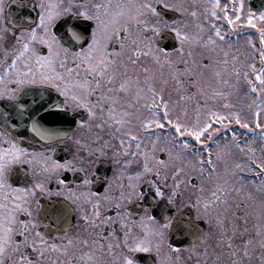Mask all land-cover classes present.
<instances>
[{"label":"snow or ice","instance_id":"6c2138e0","mask_svg":"<svg viewBox=\"0 0 264 264\" xmlns=\"http://www.w3.org/2000/svg\"><path fill=\"white\" fill-rule=\"evenodd\" d=\"M162 3V0H158ZM219 0H216L213 8H218ZM36 9L37 17L35 20L26 17L28 21L27 27H18L13 25L12 28L19 35L15 36V42L20 45L18 49H13V55L10 58L5 54L6 68L3 73H0V83L7 80L9 75H13L14 79L9 81L15 85L13 88H8L5 85L4 89H0V97H6L20 109L21 117H26L32 122V131L37 132L45 139L52 140L55 138H66L69 133L67 131H59L56 128H47L39 123L41 113H54V110H66L69 103L76 109H83L87 116L78 121L80 127L92 126V122L100 119V123L96 124L97 128L105 127V118L115 125L131 124V120H125L124 117H129L132 114L120 107V101L123 99L120 91L128 92L132 87V81L126 75L122 77L118 87H112L116 82L117 76L121 75L116 69L117 58L124 50L126 45H132V51L136 56H155L159 59L163 55L167 59L169 53L167 50L154 49L153 37L158 36L161 27L175 33L176 38L180 41V51H183V43L189 40V35L183 32L177 25L176 21H165L163 19L150 20L149 17L159 18L161 13L154 7L151 0H40L39 3L33 5ZM164 8H172L175 11H181V8L174 4H163ZM236 15L234 17L228 14V5H224L222 18L227 21L228 25H234L242 20V10L244 8V0H239L238 6L233 4ZM3 0H0V12H3ZM212 16H216V11H212ZM69 20L65 21L64 18ZM74 18V19H73ZM81 18L84 21H91V30L86 48L72 50L66 46L68 43L64 41L58 34L57 28L63 21L65 34H70L74 40L81 39V33L77 31L80 27L78 23ZM255 17L249 13L246 17V23L255 28L253 23ZM260 21H264V13L258 17ZM71 21V23H69ZM150 32V35L147 33ZM217 37L221 36L220 30L215 32ZM222 38V37H221ZM260 44L264 47V28L259 29ZM119 41L118 47L113 46V41ZM211 41V38H209ZM251 44L252 41L249 40ZM254 46V45H253ZM144 49V51H142ZM261 60L264 61V52L260 53ZM71 59V66H69ZM133 64L136 61H132ZM126 67V66H125ZM254 69V65L252 66ZM83 68V74L80 69ZM148 72L147 68L143 69ZM247 76V73H245ZM136 99L140 97V89L138 87V77ZM255 81H258L260 88L254 81H249L250 89L253 92L264 93V68L255 72ZM47 85L55 90L64 99L57 102L54 99L50 103H40L31 115L28 112V105L19 102V96L16 95L18 89H23L27 85ZM153 93V100L148 107L152 110L151 117H146L140 121L141 127L147 133L148 129L153 126L158 129L168 128L166 136L181 144L182 148L195 154L197 162L201 166V171L204 170V164L207 163L214 172L216 165L213 163V154L210 150L211 144L219 145V137L222 135L221 129H229L231 125L239 126L242 129H249L248 123H241L242 117L238 112L229 113L227 116L215 111H210L203 121L197 119L193 124L184 122L179 116L171 119V111L166 102L161 98L163 111H160L159 105L155 101L154 89H150ZM124 103L132 107V102L124 100ZM7 117V113H4ZM120 118H117V117ZM227 120L228 123H224ZM213 122L220 127H213ZM257 128H264V124L259 122V110L255 114L254 119ZM119 129H117L118 131ZM233 139L237 137V132L231 133ZM247 135V133H245ZM261 138H264V132L260 133ZM128 143L125 138L119 139V144L122 146L116 149V152L122 156H128L124 159L123 165L129 166L135 163L137 170L131 172L127 176V183H120L115 189L111 187V181L104 188V194L101 196L98 193H88L86 202L91 204L92 212L85 214L83 219L89 221L91 219L93 226L97 222L108 224L119 223L125 225V221L131 217V209L126 206V202H131L133 196L137 199H143L144 193L142 190L143 183H147L153 189V200L161 198L168 203L174 204L175 198L179 192L182 181L176 180L174 185L169 186L167 181L169 176L164 172L167 167L165 160L155 155V142L141 150L142 141L137 135H134L131 130L125 133ZM191 138V141L189 140ZM100 137H97L99 140ZM158 139V137H157ZM135 141L136 151H130L132 142ZM78 144L79 140L76 141ZM8 147L0 146V264H59L58 260H53L51 255L47 253H62L66 254L68 248L66 245H71L73 239L67 236L49 237L41 231V225L37 222V218H33L31 202L36 197L37 192L41 195L50 194V188L47 183H50L55 175V181L58 185L64 186V191L72 192V186L67 183L64 176L60 175L61 171L77 170V162L72 160H51L50 157H43L42 163L44 167L41 171L47 173L44 179L33 182L31 186L14 185L10 176L14 171L13 166L24 163V158L27 157V162L36 160L37 154L29 152L28 148L19 146L13 139L8 140ZM239 146V145H237ZM104 147H110L107 141L104 146H98L92 149L98 155H104ZM55 151V149H52ZM162 152H167V149H162ZM254 152V149H249ZM207 156V160H205ZM250 164L248 171H258L257 174L264 175V161H257L249 157ZM155 161L153 164L152 162ZM120 163L119 160L116 161ZM241 168L240 164L235 166ZM81 172H87L86 168H79ZM184 169L176 166L172 171L173 179L180 175ZM120 179V177H116ZM136 182H133V181ZM80 183L87 186L92 183L88 179L87 174L80 178ZM171 187V195H166V190ZM203 192V188L200 189ZM230 190L225 182L224 185L216 184L214 190L209 193L210 198L203 200V212L205 216L209 214L212 206H219L221 203L227 204ZM239 191V189H236ZM221 195H224V200H221ZM97 197L92 199V197ZM68 199H72L71 196ZM108 202V210L114 211L119 218L118 221H112L111 216H104L101 211V202ZM38 203V201H37ZM188 203L197 209L201 206V197H196L195 204L191 203V197L188 198ZM261 211L264 212V205ZM39 215V213H38ZM245 216L248 213H244ZM66 217L65 209H52L46 218L49 219L53 228L59 223L61 218ZM160 219L151 214L150 210H145V214L139 217V234L132 235L131 228L126 227L122 239H117L115 244L108 243L107 251L115 253L117 248L121 251L114 255V260L119 261V264H139V259L136 254L154 252L159 258L161 250L167 244V252L160 260V264H171L173 254L180 252V247L177 244L165 241V230L175 229L183 233L188 226L181 225L176 222V217L170 215L166 208L161 210ZM247 222V221H245ZM219 232L217 233L215 244L213 247L221 248L229 253L231 259L228 264H243V258L251 256L253 253L250 247L253 244L254 237L247 235V229L237 232L236 225L231 226V230L224 226L223 220L217 217ZM48 227V225H44ZM58 231V229H57ZM191 231V230H189ZM256 235L260 236V264H264V225H260L256 230ZM112 235V233H109ZM193 243L188 246V250L195 252L196 255L203 256V264H208L210 255L208 237L199 227H195V231L191 232ZM106 237L100 233L92 244L96 249L104 250V241ZM199 241L203 246V251H199L195 242ZM238 241V242H237ZM82 246H88L87 239L81 241ZM179 257H177L178 259ZM70 264H98L96 260V252L89 248L88 251H82L79 257H71ZM196 264H202L201 260L197 259Z\"/></svg>","mask_w":264,"mask_h":264},{"label":"flooded vegetation","instance_id":"af4514ba","mask_svg":"<svg viewBox=\"0 0 264 264\" xmlns=\"http://www.w3.org/2000/svg\"><path fill=\"white\" fill-rule=\"evenodd\" d=\"M179 4H174L170 0H162L159 3L158 0H151L154 7L161 13V17L153 18L149 17L150 20L153 19H163L165 21H176L177 25L181 28L183 32L186 30H198V28L186 27L185 19L187 14L194 15L197 10L186 8L184 2L188 1L190 3L194 0H177ZM40 0H3V12H0V73H3L6 68L5 54L10 58L13 55V49H18L19 44L15 42V36L19 35L12 28L13 25L18 27H27L28 21L26 17H31L35 20L37 17L36 9L33 7L34 4L39 3ZM96 2V0H93ZM200 6L199 13L204 15L206 21L212 17V20H217L218 28L220 33L226 41L229 43L236 42L241 37H250L254 40V45L257 50L258 56L255 59V65L257 67L256 71L264 68V61L261 60L260 53L264 52L259 38V29L263 28L260 25V20L258 17L263 11H256L251 8V0H244L246 4V9L242 10V20L235 23L234 25H228L227 21L222 18L224 12V5H228L229 16L234 17L236 15L235 8L233 4L238 6L239 0H219V7L213 8L216 0H199ZM163 4H174L181 8V11L177 12L172 8H166V12L163 13L161 10ZM170 10V11H169ZM216 11V16H212V11ZM249 13L255 14L253 23L256 25L255 28L250 27L246 23V17ZM86 30H78L81 36L87 33L84 43L81 40H74L71 38L70 34H67V44L72 50H77L79 48H86L87 42L89 40V33L91 30V21H84ZM187 33V32H186ZM150 35V32L147 33ZM78 42V43H77ZM81 43V44H80ZM113 46L118 47L119 41H113ZM153 47L154 49L167 50L169 55L167 59L163 55L159 56L157 60L155 56H136L132 49L134 46L126 45L124 50L120 53L117 58L116 69L121 75L117 76L116 82L111 85L112 87H118L120 80L124 75L132 81V87L128 92L120 91L119 95L123 98L120 101V107H123L126 111L130 112L132 115L129 117H124V119L131 120V124L125 123L124 125H115L105 118V127L97 128L95 125L100 123V119H96L92 122V126L80 127L78 121L85 118L87 113L83 109H76L69 103L66 110H54L58 113V117L54 119L53 122L41 121V125L47 128H56L59 131H67L69 135L66 138H55L52 140L45 139L43 136L39 135L37 132L28 129L29 126L25 123V117H21L20 109L13 103V101L7 99L6 97H0V146L7 148L8 140L13 139L19 144V146L28 148L29 152H35L37 154L36 160L32 162H27L28 158L25 157L24 163L14 165V171L10 176L11 182L20 186H31L33 182L44 179L47 173L41 171L44 167L42 163L43 157H50L48 163L51 160H59L61 162L65 160H72L77 162V170L75 171H61L59 174L64 176L67 183L72 186V192L69 193L64 191L63 185H58L55 181V175L50 183H47V187L50 188V194L41 195L37 192L35 198L31 202V209L33 218H37V222L41 225V231L49 237H63L67 236L73 239L71 245H66L68 252L66 254L62 253H47L46 255H51L53 260H58L59 264H70L71 257H79L82 251H88L92 248L96 252V260L98 264H119V261L114 260V255L121 251V248H117L115 253H109L107 251V244L117 242V239L123 238V233L126 227L131 228L132 235L139 234V217L145 214V210H150L151 214L157 217L161 223L163 221L160 219L161 210L166 208L168 213L176 217V222L181 225H187L188 228L180 233L175 229L165 230V241H170L171 243L177 244L180 247V252L173 254L171 258V264H196L197 259L201 260L203 264L204 257L197 256L195 252L189 251L188 246L193 243L191 232L195 231V227H199L203 233L208 237L207 243L209 245L210 255L208 257V264H228V261L234 259L229 255V253L221 248L213 247L215 244L217 233L219 232V227L217 224V217L223 220L224 226L231 230V226L234 224L237 227V232L240 230L249 229L248 217L245 218V211L243 205H238L235 207L233 203L235 199L239 196L237 194L233 195L231 192L230 177L228 174L225 176L218 175L216 165L215 171L210 169H205L201 171V166L197 162V157L195 154L190 153L188 150L182 148L181 144L174 141L165 133L168 132V128L158 129L153 126L151 129L145 130L141 127L140 121L146 117H151L152 110L148 107L152 103L153 93L150 89H154L155 101L159 105L160 111H163V104L161 103V98L167 103L169 110L176 109L178 106H184L178 109L183 113L182 117L190 119V117L202 115L199 109L202 104L199 95L207 94L201 85V76L203 69L205 67H210L215 63H222L225 68H227L226 63L228 60H215L203 58V51L200 44L197 43L193 48L191 44L185 41L183 43V51H180L181 43L176 38L175 33L170 30L161 27V31L158 36L153 37ZM262 48V49H261ZM144 51V49H142ZM189 55H192V59L188 62ZM132 61H136L135 64ZM69 66H71V59H69ZM126 66V67H125ZM147 68L148 72H144L143 69ZM83 74V68L80 69ZM233 74V72L231 73ZM253 74L249 76L252 78ZM230 75L229 77H231ZM138 77V87L140 89V97L136 99L137 90V80ZM227 77V78H229ZM232 80L235 77H231ZM14 76L9 75L7 80L0 83V89H4L5 85L8 88L15 87L14 84L9 83L13 80ZM255 83L256 81L253 80ZM258 83V81H257ZM248 85L245 84V88L248 91ZM244 88V89H245ZM32 89H42L47 90L45 93L47 97L56 100L57 102L63 101V97L60 96L55 90L49 88L47 85H27L23 89H18L16 95L19 96V102L27 104L25 101L27 98V90ZM261 98V92L257 91ZM40 94L33 93L28 96V98H38ZM124 100H129L132 102V107L124 103ZM194 101L196 104L195 111L191 108H185V101ZM32 103V102H30ZM28 103V104H30ZM264 105V102H263ZM264 108V107H263ZM185 110V111H184ZM191 114L188 115L187 111ZM4 113H7L5 117ZM192 115V116H191ZM263 117V116H261ZM117 118H120L119 116ZM174 119V116H170ZM198 119V118H197ZM224 123H228L227 120ZM243 124V123H242ZM261 124H264V120L261 119ZM214 125V123H213ZM214 127H220L216 124ZM254 131V141L257 140L260 150V158L258 161H264V138H261L260 133L264 132V128H257L255 124L251 127ZM117 129H119L117 131ZM250 129V125H249ZM131 130L134 135H137L141 143V150H144L146 146L151 145L155 142V155L161 159L165 160L167 165L164 168L169 176L167 184L169 186L174 185L176 180L182 181L180 185L179 192L175 198L174 204L168 203L166 200L157 198L153 200V189L147 183H143L140 190L143 191V199H137L133 196L132 201L126 202V206L131 209V217L125 221V225L117 223L103 224L97 222L95 226L91 219L85 221L83 219L85 214H90L92 212L91 204L86 202V196L88 193H98L101 196L104 194V188L111 181V187L113 189L120 183H127V176L137 170V165L133 163L129 166H124V159H128V156L119 155L116 149L121 148L119 144L120 138H125L126 143H128L125 133ZM224 129H221L223 136ZM219 137V140L221 139ZM97 137H100L97 140ZM158 137V139H157ZM245 137V136H244ZM79 140L78 144L76 141ZM191 141V138H189ZM107 141L110 147H104V155H98L95 152L90 151L98 146H104V142ZM237 141H242L240 137H237ZM243 141L249 142L250 139L248 135L243 138ZM214 146H217L216 144ZM55 149V151H52ZM162 149H167V152H162ZM130 151H136L135 141L132 142V147ZM215 155L213 158V163L215 162ZM245 157L239 158L244 166L242 169L235 174L241 184L249 180L250 172L258 173L257 171L244 170L245 166L248 167L249 161L244 159ZM119 160L120 163L116 161ZM153 164L155 161L152 162ZM248 163V164H247ZM176 166H180L184 171L172 178L171 173L174 171ZM86 168L87 172H81L79 168ZM87 174L88 179L92 181L91 184L84 186L80 183V178ZM259 175V174H257ZM120 179H116V177ZM264 176V175H263ZM220 178L221 182L217 181ZM264 179V177H263ZM219 180V179H218ZM133 182H136L135 180ZM226 182L228 189L230 190L228 195L227 204L221 203L219 206H212L211 211L207 216L203 212V200L205 198H210L209 193L214 190L216 184L224 185ZM264 182V180H263ZM203 188V192L200 189ZM166 195H171V187L166 190ZM71 196L72 199H68ZM201 197V206L199 209L192 207L188 203V198L191 197V203L195 204L196 197ZM97 197L93 196L92 199ZM221 200H224V195H221ZM38 201V203H37ZM246 202V201H245ZM52 209H65L66 217L61 218L60 222L55 224L53 228L49 219L46 218L47 213ZM242 209V210H240ZM101 213L104 216H111L112 221H118V217L115 215L114 211L108 210V202H101ZM39 213V215H38ZM247 221V222H245ZM44 225H48L45 227ZM58 229V231H57ZM191 230V231H189ZM102 233L106 240L104 241V250L101 251L96 249L92 244V240L97 237L98 234ZM112 233V235H109ZM248 236L255 237V234H250L247 231ZM87 239L89 241L88 246H82L81 241ZM238 242V241H237ZM195 246L199 251H203V246L199 241L195 242ZM167 252V244H165L161 250V256L158 258L154 252L150 253H138L136 254L139 259V264H160V260L163 258L164 254ZM177 257H179L177 259ZM250 256L243 258V264H250ZM252 260L257 263V260Z\"/></svg>","mask_w":264,"mask_h":264},{"label":"rangeland","instance_id":"374dc122","mask_svg":"<svg viewBox=\"0 0 264 264\" xmlns=\"http://www.w3.org/2000/svg\"><path fill=\"white\" fill-rule=\"evenodd\" d=\"M198 1L199 0H194L193 2L190 1V3L188 1L184 2V10L186 8L194 10V7L195 10H197L195 16L187 14L186 18H184L186 27L193 29L194 27L198 28V30H186L189 35L187 43L191 44L193 48L197 43L200 44L201 41V49L203 51L201 61L203 58L215 60L214 62L227 59L228 61L226 63L228 64L227 68H225L222 63L218 62L203 69L201 85L207 94H203L202 92L199 95L200 100H202V104L199 106V112L202 113L201 116L198 115L194 117L191 115L192 117H190V119H186L187 116L182 117L183 113L181 112L180 114L178 109H181L184 106L170 109L172 116H179L184 122L193 124L197 121V118L200 121H203L210 111H215L226 116L229 113L238 112L242 117L241 123H248L252 126V124H255V114L259 110V122L261 123V119L262 121L264 120V105L261 108L258 107L264 102V93H261V103L257 104V107L255 105L257 102L256 96L253 94L249 95L245 88V84L248 85L249 83H246L247 80H249V76H251L252 73H255L257 69L256 66L254 69L252 67L255 65V59H257L258 56L254 40L250 37L244 36L232 44L226 41L224 39L225 37L222 35L217 37L215 35L219 25L217 20H212L211 17L209 18V21H206L204 15L199 13L200 3ZM170 2L179 4L177 0H170ZM245 5L246 4H244L243 10L246 9ZM200 6H203V4L201 3ZM252 15L255 16V14ZM260 25L264 28V21H260ZM209 38H211V41ZM249 40L252 41L251 44L249 43ZM262 48L264 50V47ZM191 59L192 55H189L187 59L188 62H190ZM232 72L233 74H231ZM245 73H247V76H245ZM230 75H232L231 77L234 76L235 79L232 80V78L229 77ZM250 80L252 81L251 78ZM256 85L257 89H259V82L257 83L256 81ZM185 103V108H191L195 111L196 104L194 101L187 100ZM190 111H187L188 115L191 114ZM213 123L215 125V122ZM232 143L233 139L225 143V146H229L228 148L225 146L221 148L222 146L219 145L220 148L214 164L216 163L218 166V175L226 177L228 174V177H230L231 192L233 195L237 194L239 196L233 203L235 204V207L242 204L245 213H248L245 218L248 217V230L252 235L256 233V230L260 225H264V212L261 211L262 205H264V182H256L253 179H250L241 184V182L234 176L239 169H242L244 166L242 160L240 161L239 158L245 157L244 159L250 161L249 157L251 156L252 159L258 161L261 148L258 146L257 140L237 147H231ZM249 149H254V152H250ZM237 164H240L241 168H236L235 166ZM243 169L248 170V167L245 166ZM222 180L217 178L218 182H221ZM236 189H239V191H236ZM259 241L260 236L255 234L253 244L250 246L253 250L249 259L250 264H260ZM253 257L255 258L254 260H257V263L252 260Z\"/></svg>","mask_w":264,"mask_h":264},{"label":"water","instance_id":"95a60500","mask_svg":"<svg viewBox=\"0 0 264 264\" xmlns=\"http://www.w3.org/2000/svg\"><path fill=\"white\" fill-rule=\"evenodd\" d=\"M251 6L255 10H263L264 9V0H251ZM163 12L165 13L166 10H164ZM64 20L68 21L69 18L65 17ZM69 23H71V21H69ZM78 23L80 24V27L78 28V30H86L84 28L85 27V23H84L83 18H81V20ZM57 32L62 37V39L64 41H67V34H65V31H64L63 21L61 22L60 26L57 28ZM86 36H87V33L85 35L81 36L80 40H81L82 44L84 43V39L86 38ZM46 92H47V90H42V89H38V90L37 89H35V90L29 89V90H27V92H26L27 98H26L25 101L27 102V105H28L29 115H31L34 111H36V108L39 106L40 103H45V102L50 103L51 102L49 97L46 96V94H45ZM33 93L40 94L41 96L38 97V98H33V99L32 98H28V96L33 94ZM30 102H32V103H30ZM28 103H30V104H28ZM54 113L55 114H52V113H41L39 122L40 123H41V121L53 122L54 119L56 117H58V113H56L55 111H54ZM25 123L29 126L28 129L32 130V126H31L32 122H31V120L25 117Z\"/></svg>","mask_w":264,"mask_h":264}]
</instances>
